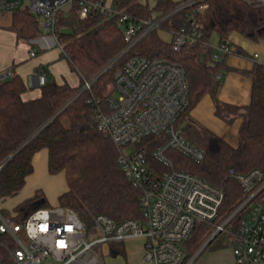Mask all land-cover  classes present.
Returning <instances> with one entry per match:
<instances>
[{"label":"trees","instance_id":"trees-1","mask_svg":"<svg viewBox=\"0 0 264 264\" xmlns=\"http://www.w3.org/2000/svg\"><path fill=\"white\" fill-rule=\"evenodd\" d=\"M186 1L191 3L176 10ZM111 2L137 19L173 12L162 24L168 30L177 29L193 14L202 33L200 42L176 51L158 30H153L128 53L118 57L126 44L123 22L108 18L98 10H91L86 17H81L80 0H74L68 8L61 10L53 33L64 44L63 54L82 81L79 86H72L68 82L59 84L47 80L42 85L41 95L32 99L23 98L27 85L21 75L15 74L0 83V162L13 154L0 172V197L20 193L27 176L34 171V154L47 148L49 172H65L68 183V190L59 196V205L75 210L90 231L95 229V217L99 213L117 220L142 218V192L121 169L117 146L99 130L94 120L98 103L105 104L107 91L123 72L126 60L142 55L154 62L175 64L186 75L190 102L179 123L185 125L187 138L205 150V157L196 162L173 149H169L167 155L175 168L195 173L224 188L225 198L217 220L223 221L245 199L231 171L247 173L255 168L264 171V63L257 61L251 70L246 71L252 77L250 102L246 105L225 102L218 96L222 82L219 76L233 68L226 64L227 56L222 60L214 59L210 39L218 33L220 42H225L234 32L254 41L264 38V4L259 0H156L153 6L139 0ZM202 4L207 7L199 11ZM11 16L7 27L15 31L20 40L44 34L40 15L28 7L13 10ZM235 52L247 56L241 48H236ZM92 79V90H82L85 80ZM206 95L212 97L217 117L228 124L237 118L242 119L237 145L190 118L191 110ZM166 142L165 136L147 135L141 136L137 146L145 147L157 165L153 151ZM157 166L162 172L167 170L161 164ZM47 206L51 205L45 192L38 189L15 209L25 216ZM242 216L243 212H240L231 221L232 232L221 231L203 251L232 247L237 241L235 233ZM212 230L211 224H197L184 241L185 264ZM110 245L115 253L125 254L123 241Z\"/></svg>","mask_w":264,"mask_h":264},{"label":"built area","instance_id":"built-area-1","mask_svg":"<svg viewBox=\"0 0 264 264\" xmlns=\"http://www.w3.org/2000/svg\"><path fill=\"white\" fill-rule=\"evenodd\" d=\"M73 1L0 0V10L28 7L40 15L42 25L53 33L58 13ZM259 2L264 4V0ZM80 3L81 17H86L91 10H98L108 18L124 23L126 44L118 57L128 53L153 30L169 32V42L176 51L196 46L202 36L193 14L177 29L168 30L162 24L173 12L137 19L108 0H80ZM190 3L186 1L176 10ZM206 7L207 4H202L198 10ZM59 46L64 52V44L59 42ZM213 48L215 60L235 52L230 40L219 42ZM36 54L31 50L32 56ZM253 57L259 58V54L254 53ZM13 76L12 69L1 71L0 83ZM47 80V70L42 69L38 82L44 85ZM93 83V79L85 80L82 90L91 91ZM189 102V85L180 67L165 61L154 62L142 55L128 58L113 90L107 93L105 104L98 103L94 120L99 130L117 146L121 169L142 192V218L117 220L99 213L94 229L98 237L91 240L92 231L70 207L51 205L21 216L16 209L6 211L0 206V264H104L95 249L97 245L131 238L144 239L142 260L145 264H185L184 241L199 222L211 224L212 234L232 232L231 221L240 212L243 216L235 233L237 241L232 246L236 264H264V171L259 168L247 173L231 171L245 199L231 215L218 222L225 198L224 188L195 173L175 168L167 155V151L173 149L196 162L205 157V150L187 138L185 127L179 123ZM147 135L167 138V142L152 154L157 165L161 164L167 170L160 171L147 149L137 146L141 136ZM12 156L10 154L0 162V172Z\"/></svg>","mask_w":264,"mask_h":264},{"label":"crops","instance_id":"crops-1","mask_svg":"<svg viewBox=\"0 0 264 264\" xmlns=\"http://www.w3.org/2000/svg\"><path fill=\"white\" fill-rule=\"evenodd\" d=\"M139 1L141 3L147 2L150 4L148 0ZM155 3L150 5L153 6ZM11 17L12 16L5 17V15H1L0 17V72L12 69L14 75L19 74L23 77L27 85V89L23 93L24 99H32L41 95L42 85L39 84L38 78L42 69L47 70L48 80L55 81L59 84L68 82L72 86H79L81 84L82 78L80 74L71 68L68 59L65 57L59 46L58 39L47 26H43L45 32L42 36L30 40H20L17 33L7 27L11 22ZM161 31L168 34L170 38V34L167 33V31ZM229 40L235 50L236 48H241L247 53V56L234 52L226 57V64L233 69L223 74L218 96L225 102L236 105H246L251 100L252 92V77L246 73V71L251 70L257 61L264 63V38L254 41L234 32ZM219 42V34L214 33L210 39V44L216 46ZM31 50H35L37 54L32 56ZM254 53H258L259 58L253 57ZM206 96L211 97L210 95ZM211 100L213 103L212 115L214 116L215 105L212 97ZM192 111L193 109L190 112V118L194 117ZM194 119L201 125L208 127L217 134L223 136L233 145L238 144V133L242 123L241 118H237L233 122V124L237 125V136H229L226 133L227 131H225L226 129H223V127L220 128L217 126V123H214L211 119L206 123L201 121L199 117H194ZM182 125L185 127L184 124ZM48 158L49 151L47 148H42L34 154V171L26 178L25 185L28 187V190L26 195H24L23 200L32 197L36 190L42 189L46 194L49 204L54 203L56 198L57 204H59V196L68 190L65 172L51 174L48 169ZM62 174L64 181H61ZM127 243L129 247L133 243L136 244L138 246L140 258L143 256L144 239L131 238L124 241L123 246L125 255ZM107 252L113 256L118 255V253L113 251V247L110 244L107 247ZM205 252L206 250H202L193 261V264H236L232 247L211 250L209 253ZM122 261V258H119V256L118 258L110 257L106 260L103 259L104 264H124Z\"/></svg>","mask_w":264,"mask_h":264},{"label":"rangeland","instance_id":"rangeland-1","mask_svg":"<svg viewBox=\"0 0 264 264\" xmlns=\"http://www.w3.org/2000/svg\"><path fill=\"white\" fill-rule=\"evenodd\" d=\"M150 2V4L155 3L156 0H148ZM11 11H5V12H1L0 10V17L1 15H5V17H9L11 16ZM169 33V32H167ZM160 36L167 42H169V35L166 34L163 31H160ZM114 88V84H112L107 93L111 92ZM114 92V91H113ZM114 96H117V92L113 93ZM212 100L211 97L206 96L203 97L201 99V101L199 103H197V105L193 108L192 111V115L194 117H199V119L203 122H207L209 119H211L214 123H217V126H219L220 128L223 127V129H226L225 131H227L226 133L229 136H235L237 134V125L236 124H228L225 123L222 119L216 117L215 115H212ZM192 116V117H193ZM193 117V118H194ZM196 119V118H195ZM221 130V129H220ZM223 131V130H221ZM237 136V135H236ZM237 138V137H236ZM61 181H64V177L63 174L61 175ZM28 187L25 185V187L20 191L19 194L13 196V197H2L0 199V206L6 210V211H12L15 210V207L23 200L24 195H26L27 193V189ZM50 205H58L57 204V198L55 199V202L50 204ZM214 231V229L212 230V232ZM211 232V234H212ZM228 233H230V231H227ZM211 234L208 236H205V241L211 236ZM97 234L95 233V230L92 231V233L89 235V239L93 240L95 238H97ZM111 244V243H110ZM109 244H100L97 245L95 247V249L99 252V254L103 257L104 260H106L107 258H113V257H117L119 256V258H122V262L124 264H145L142 260V257L140 258L139 252H138V246L136 244H132L130 247L128 245V243L126 244V255L123 253H119L116 256L110 255L109 252H107V247ZM203 245V244H202ZM211 250H206L207 253H209ZM205 252V253H206Z\"/></svg>","mask_w":264,"mask_h":264},{"label":"water","instance_id":"water-1","mask_svg":"<svg viewBox=\"0 0 264 264\" xmlns=\"http://www.w3.org/2000/svg\"><path fill=\"white\" fill-rule=\"evenodd\" d=\"M216 236V233H213L204 243L203 245L199 248V250L196 252V254L192 257L190 260V263H192L195 258L200 254V252L207 246V244Z\"/></svg>","mask_w":264,"mask_h":264}]
</instances>
